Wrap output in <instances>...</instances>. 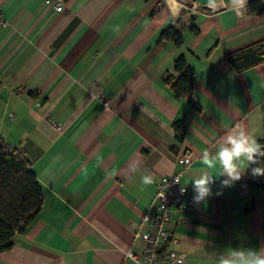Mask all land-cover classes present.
<instances>
[{
  "label": "crops",
  "instance_id": "crops-1",
  "mask_svg": "<svg viewBox=\"0 0 264 264\" xmlns=\"http://www.w3.org/2000/svg\"><path fill=\"white\" fill-rule=\"evenodd\" d=\"M251 1L239 9L216 0L212 9L208 0H55L58 12L45 0H0V135L25 152L43 189L37 218L0 264H134L126 253L144 248L137 231L152 230L144 217L158 212L162 176L180 173L186 200L202 152L214 154L227 132L239 125L264 140V62L237 71L228 60L264 40V11ZM171 25L181 46L159 41ZM181 55L200 111L164 82ZM220 171L213 196L174 211L164 254L217 264L231 249L264 247L262 189L245 181L247 171L222 188Z\"/></svg>",
  "mask_w": 264,
  "mask_h": 264
},
{
  "label": "trees",
  "instance_id": "trees-1",
  "mask_svg": "<svg viewBox=\"0 0 264 264\" xmlns=\"http://www.w3.org/2000/svg\"><path fill=\"white\" fill-rule=\"evenodd\" d=\"M249 8L258 13L264 11V4L258 0L251 1ZM196 32V28L192 27ZM172 40L176 46L183 44L180 30L173 25L167 27L159 37V41ZM228 60L237 71L264 62V40L259 41L238 52L228 55ZM175 74H166L164 82L169 85L175 96L193 104L196 111L201 107L194 101L195 75L185 55L179 56L174 62ZM37 95V92H31ZM180 140L185 139L184 121L173 124ZM264 146V140L260 141ZM249 184L262 189L264 193V177H253L251 169L246 173ZM43 206V189L33 171L25 152L10 149L0 135V252L13 247L14 237L25 233L37 218ZM166 247L160 251V260L164 261Z\"/></svg>",
  "mask_w": 264,
  "mask_h": 264
},
{
  "label": "clouds",
  "instance_id": "clouds-1",
  "mask_svg": "<svg viewBox=\"0 0 264 264\" xmlns=\"http://www.w3.org/2000/svg\"><path fill=\"white\" fill-rule=\"evenodd\" d=\"M232 3L242 9L246 0H232ZM174 4L175 0H171L169 6ZM208 7L215 9L216 0H208ZM201 160L203 167L198 170V177L191 182L194 193L193 203L196 205L213 196V185L216 183V179L213 177L212 171L217 166L221 170L220 176L225 177L221 182L222 188L230 187L240 181L249 168L254 178L264 177V146L248 132L240 129L239 125L227 132L221 141H218V148L214 154L207 150L203 151ZM142 183L152 184L153 177L144 175ZM177 183H179L178 180ZM184 191L186 188H181L182 194ZM215 195H222V192H217ZM176 264H183L182 259L178 260ZM217 264H264V247L231 249L218 255Z\"/></svg>",
  "mask_w": 264,
  "mask_h": 264
},
{
  "label": "built area",
  "instance_id": "built-area-1",
  "mask_svg": "<svg viewBox=\"0 0 264 264\" xmlns=\"http://www.w3.org/2000/svg\"><path fill=\"white\" fill-rule=\"evenodd\" d=\"M47 5H53L58 12L63 11L64 6L61 2L55 0H45ZM162 3H159L161 6ZM0 21L2 17L0 14ZM0 87V91H1ZM179 158L187 167L190 166L194 157L192 152L187 151ZM177 180L179 183H177ZM184 188L180 173L162 176L157 182V191L154 196L153 205L157 206L158 212L154 217L146 215L144 221L152 220V230L141 231L138 229L137 236L144 242V248L141 252L129 250L126 256L133 261L134 264H176L178 260L186 262V256L176 250H168L165 254L164 261L160 260V251L164 249L167 243L172 239L174 228V211H191L197 205L193 203V196L184 200V194L181 193ZM140 228V227H139Z\"/></svg>",
  "mask_w": 264,
  "mask_h": 264
}]
</instances>
